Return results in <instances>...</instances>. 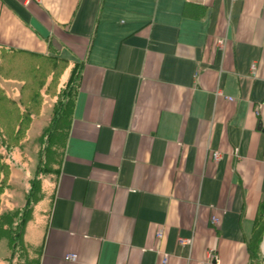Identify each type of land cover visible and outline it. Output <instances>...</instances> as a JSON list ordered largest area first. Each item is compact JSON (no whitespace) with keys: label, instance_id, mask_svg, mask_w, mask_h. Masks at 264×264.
I'll use <instances>...</instances> for the list:
<instances>
[{"label":"crops","instance_id":"crops-1","mask_svg":"<svg viewBox=\"0 0 264 264\" xmlns=\"http://www.w3.org/2000/svg\"><path fill=\"white\" fill-rule=\"evenodd\" d=\"M2 50L81 65L40 264H257L264 0H0Z\"/></svg>","mask_w":264,"mask_h":264},{"label":"trees","instance_id":"trees-1","mask_svg":"<svg viewBox=\"0 0 264 264\" xmlns=\"http://www.w3.org/2000/svg\"><path fill=\"white\" fill-rule=\"evenodd\" d=\"M70 66V62L60 56L26 55V53L6 50L0 52V77L4 80H14L21 83L20 99L17 101L9 96L0 82V106L4 105L6 108L8 107V109L15 111L14 114L9 115L13 118L12 123L15 121L16 124L18 118H20L19 115H23L28 111L26 104L30 105V107L33 104L39 106L44 96L51 95L55 97L54 116L45 133L48 136L47 139L52 150L56 146H60L64 150L63 160L70 134L81 65H74L69 79L63 83L62 77ZM0 110L3 111V109ZM8 127L5 126L6 129ZM6 129L0 130L5 133V137L9 132ZM36 183L38 182L34 184L37 185ZM31 201L33 199L29 197L28 208L26 207L23 211L17 210L13 213H4L0 217V239L4 238L7 240L10 252L5 257V261L8 264H12L16 256L19 258L20 264H40L41 249L31 248L24 240L26 226L31 220V213L27 212L31 207ZM258 217L254 238L250 243V253L252 258L256 259L257 264H264V258L260 256L259 250L262 236L264 235V204L261 205ZM30 251L31 253L29 254Z\"/></svg>","mask_w":264,"mask_h":264},{"label":"rangeland","instance_id":"rangeland-1","mask_svg":"<svg viewBox=\"0 0 264 264\" xmlns=\"http://www.w3.org/2000/svg\"><path fill=\"white\" fill-rule=\"evenodd\" d=\"M68 75H65V80ZM0 82L11 98L17 101L20 99L21 83L14 80ZM55 100V97L49 95L43 97L39 106L33 104L30 107L26 104L28 111L19 115L20 118L17 117L18 126L15 121L12 123L13 118L10 117L15 111L4 105L0 106L3 109L0 110V130L9 126L8 137L0 131V217L4 213L23 211L28 206L29 197H32L33 201L27 212L31 213L30 219H33L40 199L51 192L56 183L64 150L60 146L52 150L45 133L54 116ZM35 182H38L37 185ZM9 253L7 240L1 238L0 264H8L6 261L3 263V257H7ZM12 264H20L17 256Z\"/></svg>","mask_w":264,"mask_h":264},{"label":"built area","instance_id":"built-area-1","mask_svg":"<svg viewBox=\"0 0 264 264\" xmlns=\"http://www.w3.org/2000/svg\"><path fill=\"white\" fill-rule=\"evenodd\" d=\"M214 158H215L216 160L219 159V153H214ZM159 236L161 237L162 234L160 233ZM190 242H191V241L186 240V239H180V244H181V245L190 244ZM75 258H76L75 255H68V256H67V259H70V260H73V259H75ZM166 260H167V259H165V261H166Z\"/></svg>","mask_w":264,"mask_h":264}]
</instances>
